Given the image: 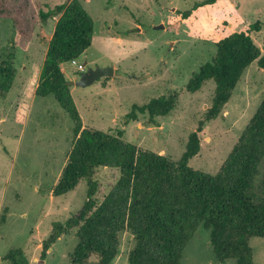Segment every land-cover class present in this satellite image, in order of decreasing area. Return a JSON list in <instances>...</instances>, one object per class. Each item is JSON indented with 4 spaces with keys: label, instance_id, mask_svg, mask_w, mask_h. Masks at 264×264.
I'll list each match as a JSON object with an SVG mask.
<instances>
[{
    "label": "rangeland",
    "instance_id": "1",
    "mask_svg": "<svg viewBox=\"0 0 264 264\" xmlns=\"http://www.w3.org/2000/svg\"><path fill=\"white\" fill-rule=\"evenodd\" d=\"M67 1L35 0L37 8L44 11ZM79 1L93 21V34L90 47L76 65L61 66L66 82L77 80L87 69L114 71L112 77L88 87H70L82 128L113 135L122 132L123 141L138 150L173 162L181 158L189 136L198 130L211 106L213 81L193 94L185 87L193 74L210 62L215 44L234 32H245L264 56V0H216L206 5L201 3L208 0ZM196 5L191 24L181 25L175 11H190ZM255 23L261 28L258 32L251 28ZM54 25L53 20L38 24L23 52L11 46V21L0 20V63L9 64L14 75L9 92L0 97V264H5L2 258L17 248L23 250L28 264H73L70 255L76 244L75 231L61 236L44 254L41 247L54 224H64L81 209L87 193V183L81 180L63 196L52 194L66 162L74 125L53 97L35 95ZM174 93L177 101L168 116L151 122L147 115L137 114L135 121L126 122L133 106ZM263 98L264 69L255 61L244 71L218 117L205 123L198 133L200 150L189 167L216 174ZM118 178L116 169H96L94 199L100 202ZM252 192L264 203V159L253 178ZM133 246L130 233L123 232L112 264H128ZM249 246L254 264H264V238H250ZM95 262L91 257L89 264ZM180 264L235 261L217 263L209 232L199 227Z\"/></svg>",
    "mask_w": 264,
    "mask_h": 264
},
{
    "label": "trees",
    "instance_id": "2",
    "mask_svg": "<svg viewBox=\"0 0 264 264\" xmlns=\"http://www.w3.org/2000/svg\"><path fill=\"white\" fill-rule=\"evenodd\" d=\"M198 7L178 15L185 20ZM2 19L13 25L11 46L23 52L38 24L55 21L35 95L53 97L74 125L66 162L52 194L63 196L81 180L87 183L83 206L64 224L52 226L41 244L43 254L61 236L75 231L76 244L70 255L73 264H89L91 257L96 259L94 264H112L120 236L128 232L134 240L128 264H180L194 232L203 227L209 232L217 263L234 260L235 264H254L249 239L264 238V203L252 192L253 178L264 159V98L216 174L188 165L200 150L198 133L205 123L218 117L244 71L255 61L264 69V56L247 33L234 32L216 43L210 62L188 80L185 88L191 94L208 81H213L215 88L204 120L189 136L181 158L173 162L163 155L138 150L123 141L122 132L113 135L82 128L61 71L63 64L77 60L91 44L93 21L79 0H68L46 11L37 8L35 0H0ZM251 28L261 30L257 23ZM13 76L9 64L0 63V97L9 92ZM176 101L174 93L133 106L126 122L135 121L137 114L147 115L154 122L157 117L168 116ZM98 168L119 171L118 180L100 202L94 199ZM2 261L28 264L20 248L10 250Z\"/></svg>",
    "mask_w": 264,
    "mask_h": 264
},
{
    "label": "water",
    "instance_id": "3",
    "mask_svg": "<svg viewBox=\"0 0 264 264\" xmlns=\"http://www.w3.org/2000/svg\"><path fill=\"white\" fill-rule=\"evenodd\" d=\"M85 64H82V67H84ZM113 69L112 68H95L93 70L87 69L86 71H83L79 78L73 82H66V85L76 86V87H88L92 85L95 81L104 78V77H112L113 76ZM106 117V115H104Z\"/></svg>",
    "mask_w": 264,
    "mask_h": 264
},
{
    "label": "crops",
    "instance_id": "4",
    "mask_svg": "<svg viewBox=\"0 0 264 264\" xmlns=\"http://www.w3.org/2000/svg\"><path fill=\"white\" fill-rule=\"evenodd\" d=\"M175 13L178 14V11L176 10ZM194 13H195V10L192 11L191 15H190L187 19H185V20H180L181 25H184V26H186V24L189 25V23L191 22V17L194 16ZM178 16H179V15H178ZM179 17H180V16H179ZM177 19H181V18H177ZM174 22L177 23V20H176L175 18H174ZM190 24H191V23H190ZM201 33H204V32H201ZM207 33H208V32H207ZM212 33H214V31H213ZM205 35H206V34H205ZM189 37H190V36H189ZM61 71H62V70H61Z\"/></svg>",
    "mask_w": 264,
    "mask_h": 264
},
{
    "label": "built area",
    "instance_id": "5",
    "mask_svg": "<svg viewBox=\"0 0 264 264\" xmlns=\"http://www.w3.org/2000/svg\"><path fill=\"white\" fill-rule=\"evenodd\" d=\"M72 65H76V60L70 62Z\"/></svg>",
    "mask_w": 264,
    "mask_h": 264
}]
</instances>
